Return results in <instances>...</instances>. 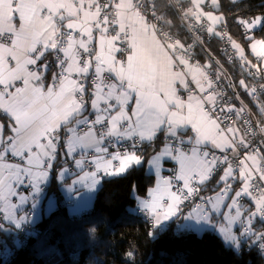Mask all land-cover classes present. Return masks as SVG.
<instances>
[{"label":"snow or ice","instance_id":"obj_1","mask_svg":"<svg viewBox=\"0 0 264 264\" xmlns=\"http://www.w3.org/2000/svg\"><path fill=\"white\" fill-rule=\"evenodd\" d=\"M220 7V0H0L3 219L21 227L26 217L15 210L41 192L59 155L83 173L73 183L90 179L91 189L101 168L116 175L140 165L138 146L162 136L163 148L150 161L157 185L140 201L152 227L179 215L223 169L215 195L201 197L184 218L210 225L237 251L250 242L264 252V123L257 125L262 142L255 145L247 105L234 102L242 89L264 115V14L236 20L255 63L228 38L246 74L229 86L234 99L225 98L207 66L190 62L194 44L181 38L203 32L223 38ZM161 158L178 166L169 178L159 175Z\"/></svg>","mask_w":264,"mask_h":264},{"label":"trees","instance_id":"obj_2","mask_svg":"<svg viewBox=\"0 0 264 264\" xmlns=\"http://www.w3.org/2000/svg\"><path fill=\"white\" fill-rule=\"evenodd\" d=\"M220 4L218 12L224 22L219 28H225L245 49V55L254 58L236 20L264 14V0H236L235 4L220 0ZM167 19L179 24L170 13ZM172 31L179 33L181 28ZM255 35L260 38L259 30ZM181 38L186 42L189 36L184 33ZM197 44L195 55L201 61L226 76L231 72L235 80L245 78L240 65L226 61L219 52L217 36ZM159 142L160 137L153 147H143L142 155L154 152ZM153 183L154 175L144 164L134 165L123 174L103 178L86 211L70 213L58 199L56 207L39 218L29 232L18 235L19 243L11 245L7 256H0V264H264L257 246L244 243L240 251L234 250L214 230L199 234L191 228L179 229L174 221L164 229L153 228L146 214L129 209L136 201L134 193L145 196Z\"/></svg>","mask_w":264,"mask_h":264},{"label":"crops","instance_id":"obj_3","mask_svg":"<svg viewBox=\"0 0 264 264\" xmlns=\"http://www.w3.org/2000/svg\"><path fill=\"white\" fill-rule=\"evenodd\" d=\"M206 10H209V9H206ZM218 14L220 15V13H218ZM218 28H219V26L217 27V29ZM190 62L194 65H200L202 68L204 66H207V69L210 67L209 62H207V61H201L200 64L195 63L193 61H190ZM55 70L56 69L51 70V71H55ZM225 75H227V74H225ZM6 119L7 118L4 117L2 113H0V122L6 123ZM162 139L163 138L161 136L159 146L157 147V149L154 152L150 153L148 156L142 155V148L146 147L148 145L151 148V147H153L154 142H152V143L145 142V143L138 146L139 150L137 151V154L141 155V157H142V163L141 164H144V168L146 169V171H148L154 175V183L150 187V189L156 187L158 179H159V177L157 176V172H156V166L153 165L152 163H150V161L156 155H158L159 152L162 150V148H163ZM77 151L79 152V149H77ZM158 163L160 166L159 175L163 176L164 178H169L167 176V173L169 171V167H173L174 169H176L178 167L175 164V162L167 160L166 158H161ZM113 164L118 165V162L114 161ZM64 169H67L68 171L64 172L63 176L61 177L60 174ZM84 170L85 171H92V170H94V167L86 165ZM109 171H114V169L110 168ZM81 175H83V173L81 172V170L79 168H77L75 166V164L71 158H67V162H66V158L63 155H59L57 157V160L53 164V168L49 171V175H48L47 180L41 185V192L39 194L31 195L30 199L28 200L27 203L20 204L19 207L15 210L17 217L24 216L22 211L24 208H26L28 206H29V209L32 211V214L30 216L26 217L25 221H23L21 223V227L19 229H17L14 224L10 223L7 220H4L3 219V213H2L0 225H3V227H2V229H0V256H7L11 245L19 243L18 235L22 231H25V230L27 232H29L30 228L37 221V219H39V217L41 218L43 215H45V213L47 211H49V209L51 210V209H54L56 207V204L58 203V199H60V200L75 199L76 200V202L74 204H72L66 208L67 211L70 213L77 214V213L86 211V210L90 209V207L92 205L93 198H94L95 193L101 184L102 179L105 177L117 176L120 174L107 175L103 171V168H101V171L97 175V180L99 182L96 184V186L94 188H91V189L89 187L85 186V184L91 183L90 179L85 181L84 183H75V184L73 183V181L77 180L79 178V176H81ZM221 175H223V169H219L213 175L214 180H213L212 184L208 185V181H209L208 180L205 184L200 185V191L198 193V200H199L198 203H200L201 197L208 198V197H212L215 195L213 193L218 191V186L216 184V181L219 180V177ZM53 183H55L54 189H52L53 185H54ZM177 183L182 184V182H177ZM54 190L56 191L55 193H54ZM173 190H175V189H173ZM20 192L23 195H29V193H31V189L21 188ZM140 197H141L140 201L148 198V192L145 196H140ZM13 202H16L19 204V201L17 198H13ZM33 205H35V206H33ZM194 207L195 206L187 208L186 210L181 212L176 217H173L172 219L165 221L162 226H158L156 228L157 229H164L165 227H167L169 222L178 221L179 222V226H178L179 229L186 227V229L191 228V229H194L196 231H202V230H206V229L214 230L210 225H205L202 223L198 224L196 222L195 218H193L191 220H186L184 218V217L189 215V213L192 211V209ZM38 210H40L39 214L37 213ZM224 210L226 211V209H224ZM138 211L146 214L149 217V219L151 220V224L153 225V223H154L153 219L140 207V203L138 205ZM33 218H35V221H33L31 223V220ZM24 222H27V226L25 227L26 229L21 230L22 227L24 226L23 225ZM235 230H237V227ZM214 231L219 235V233L216 230H214ZM221 238L223 239L222 236H221Z\"/></svg>","mask_w":264,"mask_h":264},{"label":"built area","instance_id":"obj_4","mask_svg":"<svg viewBox=\"0 0 264 264\" xmlns=\"http://www.w3.org/2000/svg\"><path fill=\"white\" fill-rule=\"evenodd\" d=\"M173 4L175 5V0H173ZM147 16H148L149 19H151V12L147 13ZM153 22H155V21H153ZM164 30L168 31L169 29L165 26ZM217 31H220L222 34H224L223 38L218 37V39H219V52L223 55V57H224V59L226 61H228V62H235L236 61L240 65V61H239L238 57L235 55L236 50L231 47V42L228 39L229 37H231L229 35V33L226 31L225 28H218ZM212 37H213V35H209L206 32L199 33V34L193 33L191 36H189V39L186 42L189 43V44H194V48L191 51V61H193L195 63H198V64L201 63V59L198 58L195 55V48L198 45L197 43L200 42V41H204L205 39H210ZM231 40H233V39L231 38ZM248 58L251 59L254 63L256 62L255 57L254 58L248 57ZM241 71L243 73V76H246V74L244 73V70L242 69ZM207 72L209 74L210 79H212L213 81L216 82L217 88L222 89L224 91V93H226V97L225 98L228 99L229 97H232L234 99V97H233V89L231 87H229V86L230 85H238V82H239L240 79L239 80H235L233 78V74L231 72H229V71H228V76H226V75L223 74V72H221V71H219L217 69L211 68V67H209L207 69ZM217 77H219V79H217ZM222 77L224 79H222ZM248 82H249L250 86L255 84V82L252 81L251 78H248ZM236 91L241 93V96H240L239 100H234L235 106L237 108H240L242 106L241 102H240L241 100H243L244 104L247 105V109H246V111L244 113V116H245L246 119H248L250 121V124L254 128H256V130L258 132V135L255 138H253L254 139V144L255 145H260L262 141L260 139L259 129H258L257 125L261 124V123H264V115H261V114L258 113L257 107L255 106V104L253 102H251V98L247 97L246 93L240 91L239 88H237ZM261 99H264V97H261ZM238 123L243 128V122L240 121ZM138 150L139 149H137V151ZM243 155H244V153H241V156H243ZM237 163H238V161H237ZM173 171H174V168L173 167H169V171L167 173V176L171 177L173 175ZM75 202H76L75 199L62 200L61 204L64 207H68V206L74 204ZM198 202H199V200H198V194H197L191 201L186 202L184 205L181 206L182 207V211L186 210L189 207L195 206ZM22 213L24 214L25 217H28V216H30L32 214V211L29 209V206H28V207L23 209ZM140 214L142 215L144 213L140 212ZM1 218H2V213H0V221H1ZM23 225L24 226L22 227L21 230H25L26 229L25 227L27 226V222H24ZM176 226H179V222L178 221H176ZM257 227L259 228V225H257ZM246 244L251 245L250 242H248ZM257 248H258L259 252L264 256V252H262L259 249L258 246H257Z\"/></svg>","mask_w":264,"mask_h":264},{"label":"rangeland","instance_id":"obj_5","mask_svg":"<svg viewBox=\"0 0 264 264\" xmlns=\"http://www.w3.org/2000/svg\"><path fill=\"white\" fill-rule=\"evenodd\" d=\"M219 12H216L215 14H217V15H219L218 14ZM220 15H221V13H220ZM252 18H254V17H252ZM251 51V50H250ZM150 190V189H149ZM216 193V192H215ZM215 193H213V194H215ZM134 196H136V201H135V204L133 205V206H131L129 209L131 210V211H138V205H139V201H140V199H141V197L140 196H138L137 194H135L134 193ZM210 196V195H209ZM52 210V209H51ZM50 209H49V211H47L46 213H45V215L46 214H48L50 211H51ZM183 212V211H182ZM38 214L40 213V210H38V212H37ZM40 218V217H39ZM38 220V219H37ZM33 221H35V218H33L32 220H31V223L33 222ZM236 227L238 228L239 226L238 225H233V231H236L235 229H236ZM182 229H186V227H183ZM203 231V230H202ZM202 231H198V232H200L199 234H201V232ZM226 245H228L227 243H226ZM229 246V245H228ZM232 247V246H231ZM232 248H234V247H232ZM234 250H236L235 248H234Z\"/></svg>","mask_w":264,"mask_h":264}]
</instances>
